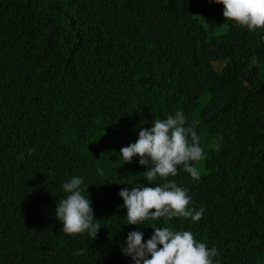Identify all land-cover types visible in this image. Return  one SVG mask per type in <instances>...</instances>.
Returning a JSON list of instances; mask_svg holds the SVG:
<instances>
[{"label":"trees","instance_id":"1","mask_svg":"<svg viewBox=\"0 0 264 264\" xmlns=\"http://www.w3.org/2000/svg\"><path fill=\"white\" fill-rule=\"evenodd\" d=\"M177 111L198 122L200 178L178 165L152 184L174 179L205 212L129 225L119 192L151 185L120 149ZM73 177L95 239L56 219ZM153 225L215 246L219 264H264V29L214 0H0V264H134L127 234L147 242Z\"/></svg>","mask_w":264,"mask_h":264},{"label":"clouds","instance_id":"2","mask_svg":"<svg viewBox=\"0 0 264 264\" xmlns=\"http://www.w3.org/2000/svg\"><path fill=\"white\" fill-rule=\"evenodd\" d=\"M211 2V0H210ZM223 5V16L249 30L264 29V0H214ZM186 125L182 112L167 116L166 119H155L152 127L144 128L138 133L135 143L122 147L120 155L125 163H131L133 157H139L140 165H147L143 172L151 186L137 184L129 191L124 188L119 192L123 199L122 207L126 208L127 224L139 225L143 221L174 217L191 218L193 222L201 220L205 209L189 208L191 196L188 189L177 185L176 181L153 186L158 178L167 180L178 173V165L189 173L193 180H199L200 172L191 163L200 161L204 152L201 138L195 130L198 122ZM36 151L29 149V154ZM97 172L103 175L101 169ZM80 177H73L62 184L66 198L60 200L55 209L56 219L62 223L65 234L76 235L87 233L95 239L101 228L99 220L94 218V210L89 197L81 185ZM154 210V211H153ZM97 222H93V221ZM147 242H142L144 234L141 231H131L127 234L126 246L121 247L123 255L131 257L134 264H219L214 257L218 255L215 246L209 249L205 243L194 239L189 231H177L171 227H156ZM84 250H78L76 255H83Z\"/></svg>","mask_w":264,"mask_h":264}]
</instances>
